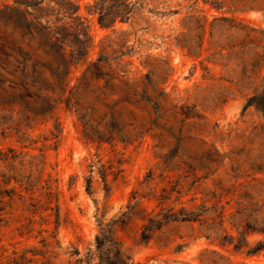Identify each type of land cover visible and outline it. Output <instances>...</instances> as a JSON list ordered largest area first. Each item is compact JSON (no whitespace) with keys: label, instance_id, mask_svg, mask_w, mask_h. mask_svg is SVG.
I'll return each instance as SVG.
<instances>
[{"label":"rangeland","instance_id":"374dc122","mask_svg":"<svg viewBox=\"0 0 264 264\" xmlns=\"http://www.w3.org/2000/svg\"><path fill=\"white\" fill-rule=\"evenodd\" d=\"M70 2L88 43L64 78L34 51L41 26L73 41L60 0H0V264H96L101 225L128 264H264V110L247 103L264 0H128L125 22L121 0ZM30 75L53 91L28 94Z\"/></svg>","mask_w":264,"mask_h":264},{"label":"trees","instance_id":"16d2710c","mask_svg":"<svg viewBox=\"0 0 264 264\" xmlns=\"http://www.w3.org/2000/svg\"><path fill=\"white\" fill-rule=\"evenodd\" d=\"M103 3L104 0H100ZM61 3H58L57 8L55 9L56 14L61 13L64 14V17L70 19L68 23L74 24L77 22L75 30V36L73 41H70L69 35H63L61 33H52L47 31V27L41 26V29H36L40 32L42 37V42L39 44V47L36 50L41 51L43 54L52 53L57 55L62 62L63 66V75L64 78L67 77L70 66L82 60L85 56L87 43H88V35L86 33L85 28L82 26V23L78 22L79 18L74 17L73 15L78 11L77 5L70 2V0H60ZM133 5L128 2V0H121L120 9L115 18H119L120 22H125L129 19L132 11ZM29 14V12H26ZM104 20V15H101L99 22L101 23ZM25 27L29 30L32 26V22L24 19ZM40 25V23H38ZM69 50H68V49ZM25 91L29 94L30 88L33 86H38L41 89L46 91H53V89H49L38 81L37 78L30 76L25 77ZM64 81V79H63ZM30 97L29 95H27ZM248 105H253L259 110H264V85L259 93L253 95L248 100ZM152 221H150L151 223ZM147 230V231H146ZM149 229H145L143 233V238H147V234ZM119 242L116 241L114 236L112 235L110 229L104 225L100 227V235L95 238V254L97 257L96 264H128L126 258L120 251L118 247ZM77 264H91L86 260H78Z\"/></svg>","mask_w":264,"mask_h":264}]
</instances>
